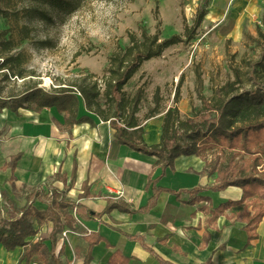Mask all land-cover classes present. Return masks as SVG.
Instances as JSON below:
<instances>
[{"label": "rangeland", "instance_id": "1", "mask_svg": "<svg viewBox=\"0 0 264 264\" xmlns=\"http://www.w3.org/2000/svg\"><path fill=\"white\" fill-rule=\"evenodd\" d=\"M201 1L52 0L48 3L0 0V6L6 11L0 13V62L4 57L12 55L21 59L20 67L12 70L5 68L4 72L0 70V96L5 99L34 87L52 91L59 86L70 87L81 79L88 82L95 81L97 88L102 91L108 76L110 58L130 44V34L133 33L141 38L142 32L149 35L156 33L160 39L173 34L183 35L186 27L189 28L193 24ZM40 11L41 13L44 11L46 15L40 16ZM263 17L264 0H209L207 13L193 38H183V41L164 49L160 55L145 59L139 64L124 84L123 91L126 101L130 103L133 102L135 95L141 96L136 117L143 126V138L147 137L145 140L147 144L158 142L157 129L160 127L161 132L162 124L160 122L158 126L159 117L164 116L167 108L177 107L182 118L190 116L202 107L201 95L211 99L217 87L235 80L238 73L243 79L242 88H251L253 80L249 78L248 71L250 62L259 57V30L264 29ZM4 45H8L7 48ZM18 71L22 75H19ZM3 73L7 74L6 77ZM258 79L264 84V72L259 74ZM155 95L158 96L159 113L146 118L154 107ZM105 100V96L101 95L102 107H106ZM5 109L3 110L7 115L10 110ZM18 111L25 109L19 108ZM46 111L48 116L50 110L47 108ZM52 113L62 119V114L56 108ZM79 114H89L94 119H99L96 114L87 112L83 104H80ZM45 128L48 130V126L45 125ZM2 132L3 130L0 132V139ZM148 132L150 133L147 134ZM263 135L261 133L258 140L249 142L252 151L257 148ZM20 146L19 139L15 138L8 143H1L0 152L3 154L17 152ZM224 150L232 151L229 148ZM233 151L236 154L230 163L231 177H234V161L237 164H247L246 159L253 160L255 155H258V153L249 155L240 150L239 146ZM211 154H208V160L212 158ZM259 157L257 163L260 164L256 167V171L261 175L255 176L259 177L260 182L255 183L254 198L264 201V167H262L264 155L259 153ZM222 158L225 161V157ZM207 175L214 176V182L203 187H211L217 182L216 173ZM55 182L53 177L49 178L45 182L46 188L48 189L50 184L59 185ZM6 185L8 190L5 189ZM59 186L63 187L61 191L64 194L65 186ZM196 186L202 185L193 187ZM229 186L238 187L243 193L242 188L234 184L222 189ZM28 192L26 185L17 183L16 188L12 189L10 180H3L0 177V218L7 216L10 200L17 206H23ZM242 193L234 200H240ZM251 201L252 197H249L240 204L241 207L247 206L250 214L253 213ZM33 205L40 209L45 208V204L37 201ZM226 210L234 211V216L243 222V226L245 225L241 213L238 214V205L230 206ZM260 222L255 230L257 235ZM79 224L78 221L73 222L71 227L77 234L71 232L63 236L60 233L58 246H63L61 255L63 264H79V260L83 257L85 247L83 248L82 243L85 241L88 243L86 239L90 233ZM36 227L39 232L48 231L51 223L41 221ZM246 234L248 235L247 231ZM240 241L242 242V239ZM245 241H247L246 237L241 247L246 243ZM262 245L264 249L263 241ZM0 249L2 251L0 263L41 264V259L37 255L30 262L20 261L19 255L24 247H18L14 252L6 251L3 247ZM261 250L259 243L254 246V251Z\"/></svg>", "mask_w": 264, "mask_h": 264}, {"label": "trees", "instance_id": "2", "mask_svg": "<svg viewBox=\"0 0 264 264\" xmlns=\"http://www.w3.org/2000/svg\"><path fill=\"white\" fill-rule=\"evenodd\" d=\"M30 1L50 3L52 0ZM208 2L209 0L201 1L193 24L189 28L186 27L183 35L173 34L160 39L156 33L149 35L142 32L141 38L133 33L130 34V44L110 58L107 69L108 76H106L102 91L97 88L95 81L88 82L85 79H81L76 84H71L70 87H56L57 89L52 91L36 87L28 88L19 95H10L5 99L0 96V110L3 108H8L11 111H16L18 108L41 110L46 107H56L63 114L62 125L64 128H70L75 124L84 122L94 126L95 122L92 116L79 114L80 104H83L87 112L96 114L100 120L107 121L114 129L112 146L125 144L136 151L155 156L154 165L160 168V173L155 177L150 176L148 178L146 188H150L152 194L147 203L138 209H129L122 203L109 201L104 212L112 208L130 213L148 212L154 207L158 195L162 191L174 194L177 199L183 193L189 194L188 203L202 200L210 202L209 196L199 195V193L207 189L220 190L231 184L240 186L243 190L240 200H230L208 209L211 212L208 223H212L218 216L223 214L226 208L238 205V214L241 213V218L245 222L243 228L248 233L244 246H248L251 240L257 238L256 226L264 217V201L254 198L255 183L260 182L259 177L256 178L255 176L261 175L257 173L256 167L260 164V162L257 163V160H260L259 153L264 155V135L254 151L251 150V145H249L252 140H258L261 133L264 134V84L258 79L259 74L264 72V29L259 30V57L257 60L250 62L248 71L249 78L253 80L251 88H242L243 79L238 73L235 80L217 87L211 99L201 95L202 107L190 116L182 118L177 107L167 108L162 119L159 140L154 144L145 142L143 126L136 117L141 96L135 95L133 102L130 103L126 101L123 91L124 84L143 60L160 55L164 49L183 41V38L191 39L194 37L196 29L207 13ZM4 12H6L5 9L0 6V13L3 14ZM42 12L40 11V16L46 15L44 11ZM7 46L4 45L5 48ZM20 64V57L6 56L0 62V70L5 68L12 70L20 67ZM18 74L22 75L20 71H18ZM3 75L6 77L7 74L3 73ZM101 95L106 98L104 103L106 107L101 106ZM154 100V107L149 111L146 118L159 113L157 95H155ZM237 146L249 155L252 153H258V155H255L253 160L246 159L247 164H237L234 161V177H231L232 167L230 163L236 154L233 149ZM224 148H229L232 151L226 152ZM208 154L212 155L209 160ZM180 155H194L201 158L205 161L202 173H216L217 182L211 187L196 186L179 190L158 185V180L165 174V170L167 168L174 169L175 159ZM20 156L21 153L11 156L10 160L3 165V168L13 170ZM223 156L225 161H223ZM262 167H264V161ZM75 169L76 165L74 164L66 185L67 188H71L75 182ZM54 178L61 179L64 183L67 182V176L64 173L60 175L57 172L54 174ZM10 180H12L11 185L14 189L13 175ZM249 197H252V214L247 211V206H240L241 202ZM35 201L45 203L47 205L45 210L34 207L32 204ZM171 207L170 204L165 206L162 218H165ZM69 208H72L76 215L82 219L96 215L100 216L101 214L84 208L78 202L64 199L61 192L51 185L48 191L41 188L32 189L26 194L23 206H17L14 201L10 200L7 216L0 218V245L7 251H13L16 247H24L19 257L20 261L30 262L37 255L41 259V264H63L61 259L63 246H58V240L65 226L68 228L73 226L74 219L69 213ZM41 221H49L51 228L48 231L39 232L36 225ZM88 235L90 236L86 239L88 243L83 253L82 264H90L93 258L92 249L98 242L104 240L107 246H112L98 233ZM125 236L139 241L145 250L156 257L159 264H175L163 259L154 252L151 247L144 243L142 236L130 234H125ZM165 239L166 237H162L158 240L165 241ZM208 239L209 232L206 230L202 236L201 246ZM107 264H140V261L137 257L126 256L119 250H114L110 254ZM201 264H212V259L209 257Z\"/></svg>", "mask_w": 264, "mask_h": 264}, {"label": "crops", "instance_id": "3", "mask_svg": "<svg viewBox=\"0 0 264 264\" xmlns=\"http://www.w3.org/2000/svg\"><path fill=\"white\" fill-rule=\"evenodd\" d=\"M47 108L50 110L48 116ZM55 108L25 111H18V108L16 111H8L7 115L5 108L0 110V132L3 130L0 148L1 143H8L15 138L21 143L17 152H0V177L10 180L13 175L15 188L19 183L26 185L29 192L35 188L48 191L51 185L61 192L62 197L64 195V199L78 202L92 212L101 213L100 216L82 219L69 208L73 222L78 221L80 226L90 231L88 233H98L112 245L107 246L104 240L95 244L90 264H107L114 250H119L126 256L137 257L140 264H159L156 257L145 250L139 241L129 239L125 234L142 236L144 243L154 252L175 264H201L209 257L212 264H264V218L257 228L258 238L248 246H244V243L242 247L240 245L245 237L247 240V234L242 228L243 222L234 216V211L226 210L212 223H208V218L211 217L208 209L239 198L242 192L238 187L205 190L199 195L209 196L210 202L202 200L193 204L187 202L189 194L183 193L177 199L174 194L162 191L156 204L148 212L130 213L118 208L104 212L109 201L122 203L129 209H138L147 203L152 194L151 189L146 188L148 178L160 173V168L154 165L156 157L136 151L125 144L112 146L114 129L107 121L93 118L94 126L84 122L64 128L63 114L61 113L62 119L58 118L52 113ZM162 118L163 115L159 117L158 126ZM159 129L160 127L157 129V138L160 135ZM17 153H21V156L14 169L3 168L11 156ZM74 164L75 182L71 188H67ZM204 165L205 162L197 156L180 155L175 159L174 169L167 168L157 184L174 190L195 185L209 186L214 182V176L202 173ZM57 172L60 175L64 173L67 182L55 179L54 174ZM51 177L56 184L65 186L64 194L61 191L63 187L59 185L48 184L49 188H46L45 182ZM11 183L12 180L10 185ZM5 189L8 190L7 185ZM168 204L172 207L165 218H162ZM46 206L45 204V208ZM206 230L209 232V239L201 246ZM162 237H166L165 241L158 240ZM237 238L242 239V242ZM258 243L262 250L254 251V246ZM82 246L86 250V241ZM1 247L3 246L0 245ZM79 261L82 264V259Z\"/></svg>", "mask_w": 264, "mask_h": 264}, {"label": "built area", "instance_id": "4", "mask_svg": "<svg viewBox=\"0 0 264 264\" xmlns=\"http://www.w3.org/2000/svg\"><path fill=\"white\" fill-rule=\"evenodd\" d=\"M71 232H72V234H77V232L74 231V230H72L71 228H65V229H63L62 232H61V234H62L63 236H66L67 233H71ZM87 232H90V231L87 230ZM61 237H62V236H61ZM30 264H36V263H30Z\"/></svg>", "mask_w": 264, "mask_h": 264}]
</instances>
